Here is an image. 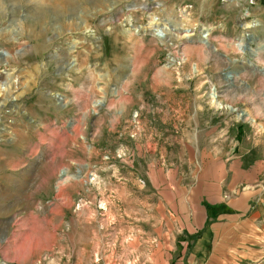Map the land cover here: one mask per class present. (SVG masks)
I'll list each match as a JSON object with an SVG mask.
<instances>
[{
	"label": "rangeland",
	"instance_id": "1",
	"mask_svg": "<svg viewBox=\"0 0 264 264\" xmlns=\"http://www.w3.org/2000/svg\"><path fill=\"white\" fill-rule=\"evenodd\" d=\"M263 1L0 0V264H163L157 198L217 159L264 186Z\"/></svg>",
	"mask_w": 264,
	"mask_h": 264
},
{
	"label": "crops",
	"instance_id": "2",
	"mask_svg": "<svg viewBox=\"0 0 264 264\" xmlns=\"http://www.w3.org/2000/svg\"><path fill=\"white\" fill-rule=\"evenodd\" d=\"M248 173L238 160L226 166L223 159H217L202 164L193 184L157 198L152 210L167 206L171 212L167 223H176V230H169L175 243L169 246L163 264H238L243 253H249V245L256 246L257 238L264 243V186L253 187ZM205 204L225 205L230 212L208 225Z\"/></svg>",
	"mask_w": 264,
	"mask_h": 264
},
{
	"label": "bare ground",
	"instance_id": "3",
	"mask_svg": "<svg viewBox=\"0 0 264 264\" xmlns=\"http://www.w3.org/2000/svg\"><path fill=\"white\" fill-rule=\"evenodd\" d=\"M154 27H155V28H153V31H154L155 33H157L156 36H158L159 38H162L163 40H164V39H167V38L169 37V34H167V32H168V28L161 29L160 27H158V25H155ZM204 31H206V30H204ZM206 32H209V31L207 30ZM192 35H193V32L186 31L184 37H185V38H190ZM209 35H210V34H205V33H203V38H207ZM166 43L169 44V43H170V40H166ZM171 45H172V44H171ZM14 89H15V88H14ZM7 96H8V95L5 94V93H3V94L1 95V97L3 98L4 104H7V102H8V100H7V98H6ZM8 99H10V98H8ZM0 154H2L1 151H0Z\"/></svg>",
	"mask_w": 264,
	"mask_h": 264
},
{
	"label": "trees",
	"instance_id": "4",
	"mask_svg": "<svg viewBox=\"0 0 264 264\" xmlns=\"http://www.w3.org/2000/svg\"><path fill=\"white\" fill-rule=\"evenodd\" d=\"M262 3H264V1ZM205 206L208 212V225L216 221L219 215L230 212L225 205L205 204Z\"/></svg>",
	"mask_w": 264,
	"mask_h": 264
},
{
	"label": "water",
	"instance_id": "5",
	"mask_svg": "<svg viewBox=\"0 0 264 264\" xmlns=\"http://www.w3.org/2000/svg\"><path fill=\"white\" fill-rule=\"evenodd\" d=\"M246 50L251 51L250 47H247V46L244 48V51H246Z\"/></svg>",
	"mask_w": 264,
	"mask_h": 264
}]
</instances>
